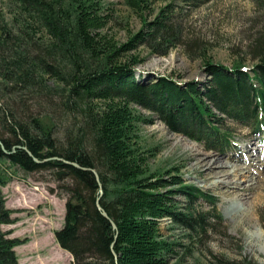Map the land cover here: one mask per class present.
I'll return each instance as SVG.
<instances>
[{
	"label": "trees",
	"instance_id": "obj_1",
	"mask_svg": "<svg viewBox=\"0 0 264 264\" xmlns=\"http://www.w3.org/2000/svg\"><path fill=\"white\" fill-rule=\"evenodd\" d=\"M251 1L264 15V0ZM179 2L196 7L199 0ZM152 5L123 0L142 27L119 42L106 31L117 18L103 0H0V165L54 177L48 192L64 201L54 241L70 264H169L178 244L162 234L163 221L198 244L221 224L213 195L177 169L152 168L156 153L142 143V126L157 120L218 154L233 148L226 121L254 135L264 129V34L248 71L242 61L226 67L204 58L203 83L138 80L140 49L163 57L184 43L179 7L155 12ZM11 181L0 170V264H18L15 248L27 242L2 230L16 222L1 191Z\"/></svg>",
	"mask_w": 264,
	"mask_h": 264
},
{
	"label": "rangeland",
	"instance_id": "obj_2",
	"mask_svg": "<svg viewBox=\"0 0 264 264\" xmlns=\"http://www.w3.org/2000/svg\"><path fill=\"white\" fill-rule=\"evenodd\" d=\"M103 1L117 18L106 29L117 41L124 42L126 33L135 34L141 29L140 19L123 6V0ZM152 1L155 12L170 3L180 8H177L180 11L177 24L183 29L186 45L171 49L163 57L140 49L145 60L138 69L145 79L163 75L180 83H203L206 80L202 70L204 58L226 67L242 61L245 70L256 63L253 43L264 34V15L251 0H199L196 7L182 5L180 0ZM2 8L7 11L6 5ZM146 19L152 17L146 16ZM136 110L147 118L152 117ZM226 124L233 136V148L224 154L206 151L201 145L170 133L157 120L141 127L142 143L154 148L156 153L152 168L177 169L184 182L213 195L217 199L216 212L222 219L213 234L199 244L191 242L185 230L163 221L162 234L178 244L169 264H219V261L242 259L264 264V131L253 137L246 129L227 121ZM214 161L219 166L210 169ZM0 170L12 177L1 191L7 209L15 212L12 218L16 219L2 230L10 232L12 239L27 241L15 248L18 264H70L71 257L54 241V232L61 228L64 218V201L48 192L57 185L54 177L47 172L25 177L16 169L8 170L7 164H1ZM232 170L240 173L234 179H226L227 171ZM197 208L209 210L202 201L197 203ZM252 215L258 225L251 220ZM188 248L192 250L190 253Z\"/></svg>",
	"mask_w": 264,
	"mask_h": 264
},
{
	"label": "bare ground",
	"instance_id": "obj_3",
	"mask_svg": "<svg viewBox=\"0 0 264 264\" xmlns=\"http://www.w3.org/2000/svg\"><path fill=\"white\" fill-rule=\"evenodd\" d=\"M247 71V70H246ZM257 152V151H256ZM207 158H209V156L208 157H206V159ZM206 161H208V164L211 162V159H209V160H206ZM218 164H216V162L214 161L213 163H212V165H210V169L211 168H218ZM230 169H234V168H232L231 166H230ZM240 173V171H234V170H232L231 171V173H228V171H227V173H226V179H234V178H236L237 177V175ZM231 182V181H230ZM234 183V182H233ZM235 184V183H234ZM235 188V187H234ZM243 208V205H241L238 209H242ZM251 220H253L254 222H255V224L256 225H258V222H257V220H256V218L254 217V215H252V219ZM258 227V226H257Z\"/></svg>",
	"mask_w": 264,
	"mask_h": 264
},
{
	"label": "water",
	"instance_id": "obj_4",
	"mask_svg": "<svg viewBox=\"0 0 264 264\" xmlns=\"http://www.w3.org/2000/svg\"><path fill=\"white\" fill-rule=\"evenodd\" d=\"M36 162V161H35ZM73 166H75V165H73ZM95 179H96V181L98 180L97 179V176L95 175ZM99 188H100V190H99V195L101 196V194H102V191H101V186L99 185ZM98 201H99V198L97 199V201H96V207H97V209L102 213V215L104 216V217H106V215H105V213L102 211V209L99 207V205H98ZM112 227L114 228V225L112 224Z\"/></svg>",
	"mask_w": 264,
	"mask_h": 264
}]
</instances>
